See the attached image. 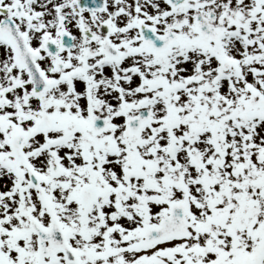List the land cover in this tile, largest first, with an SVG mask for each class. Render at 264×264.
Wrapping results in <instances>:
<instances>
[{"label": "snow or ice", "instance_id": "6c2138e0", "mask_svg": "<svg viewBox=\"0 0 264 264\" xmlns=\"http://www.w3.org/2000/svg\"><path fill=\"white\" fill-rule=\"evenodd\" d=\"M0 264H264V0H0Z\"/></svg>", "mask_w": 264, "mask_h": 264}]
</instances>
